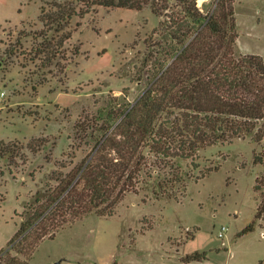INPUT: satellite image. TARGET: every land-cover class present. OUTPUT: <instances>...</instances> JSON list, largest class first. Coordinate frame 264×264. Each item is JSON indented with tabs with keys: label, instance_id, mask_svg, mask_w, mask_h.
<instances>
[{
	"label": "rangeland",
	"instance_id": "rangeland-1",
	"mask_svg": "<svg viewBox=\"0 0 264 264\" xmlns=\"http://www.w3.org/2000/svg\"><path fill=\"white\" fill-rule=\"evenodd\" d=\"M41 1L0 0V141L27 145L45 135L57 142L40 153L25 151L28 162L20 160L13 174L0 178V250L7 249L28 207L57 185L52 173L70 171L72 165L62 169L56 160L76 165L91 150L99 134L75 140L76 122L87 115L107 119L114 96L125 102V87L129 103L143 95L147 73L139 81V69L161 21L150 8H100L75 18L61 64L44 68L27 37L42 28ZM213 2L199 0V6L205 12ZM235 7L236 52L264 58V0H236ZM20 36L23 48L9 58L6 51ZM257 154L264 155V142L251 137L201 148L194 162L178 161L184 182L173 189L177 199L160 194L157 180L145 183L126 195L113 216L91 214L41 241L29 264H180L183 256L205 251V264H258L264 260L261 221L238 236L259 203L254 186L264 165L255 163ZM223 226L227 231L219 238Z\"/></svg>",
	"mask_w": 264,
	"mask_h": 264
},
{
	"label": "trees",
	"instance_id": "trees-1",
	"mask_svg": "<svg viewBox=\"0 0 264 264\" xmlns=\"http://www.w3.org/2000/svg\"><path fill=\"white\" fill-rule=\"evenodd\" d=\"M235 2L214 0L204 12L199 0L41 1L42 28L27 37L33 38L31 55L44 68L61 64L75 18L100 8H150L161 21L139 69V81L147 73L143 95L129 103L130 87H125V102L114 96L117 104L107 119L87 115L76 122L75 140L89 132L98 137L80 163L56 160L62 169L72 165L70 171L52 173L50 180L57 185L28 207L7 249L0 250V264H29L41 241L91 214L113 216L126 195L137 193L145 183L157 180L160 194L177 199L173 189L184 182L178 161L194 162L201 148L248 137L264 142V58L236 52ZM22 41L20 36L10 44L9 58L23 48ZM56 145L53 136L45 135L27 145L0 141V178L13 174L20 160L28 162L25 151L36 154ZM255 163L264 165V155H255ZM30 175L34 177V171ZM254 189L259 200L255 219L239 237L255 231L256 221L264 229V172ZM206 260L207 251L195 252L183 256L180 264Z\"/></svg>",
	"mask_w": 264,
	"mask_h": 264
},
{
	"label": "built area",
	"instance_id": "built-area-1",
	"mask_svg": "<svg viewBox=\"0 0 264 264\" xmlns=\"http://www.w3.org/2000/svg\"><path fill=\"white\" fill-rule=\"evenodd\" d=\"M0 95H4V93L0 94ZM227 231V227L223 226L221 231L219 232V238H223L225 236V232Z\"/></svg>",
	"mask_w": 264,
	"mask_h": 264
},
{
	"label": "crops",
	"instance_id": "crops-1",
	"mask_svg": "<svg viewBox=\"0 0 264 264\" xmlns=\"http://www.w3.org/2000/svg\"><path fill=\"white\" fill-rule=\"evenodd\" d=\"M210 260V259H209ZM209 260L204 261L205 263ZM204 262H191V263H187V264H205Z\"/></svg>",
	"mask_w": 264,
	"mask_h": 264
},
{
	"label": "water",
	"instance_id": "water-1",
	"mask_svg": "<svg viewBox=\"0 0 264 264\" xmlns=\"http://www.w3.org/2000/svg\"><path fill=\"white\" fill-rule=\"evenodd\" d=\"M59 264V263H58Z\"/></svg>",
	"mask_w": 264,
	"mask_h": 264
}]
</instances>
